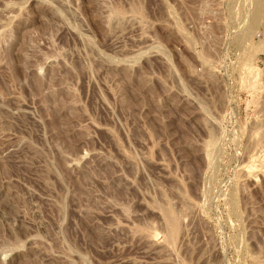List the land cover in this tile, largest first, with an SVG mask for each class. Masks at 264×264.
I'll list each match as a JSON object with an SVG mask.
<instances>
[{"label":"rangeland","instance_id":"rangeland-1","mask_svg":"<svg viewBox=\"0 0 264 264\" xmlns=\"http://www.w3.org/2000/svg\"><path fill=\"white\" fill-rule=\"evenodd\" d=\"M263 169L264 0H0V264H264Z\"/></svg>","mask_w":264,"mask_h":264},{"label":"bare ground","instance_id":"bare-ground-1","mask_svg":"<svg viewBox=\"0 0 264 264\" xmlns=\"http://www.w3.org/2000/svg\"><path fill=\"white\" fill-rule=\"evenodd\" d=\"M258 6H259V4H258ZM259 13H260L259 11L256 13V17L259 16ZM211 139H212V137H211ZM168 223H169V226L171 228L172 233H175V231L177 229V221H176V218L174 217V215L171 212H168Z\"/></svg>","mask_w":264,"mask_h":264}]
</instances>
